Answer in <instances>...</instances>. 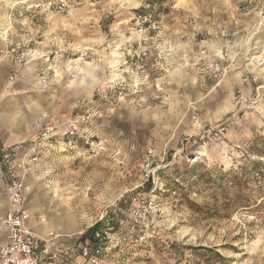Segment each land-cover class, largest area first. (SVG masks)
<instances>
[{"label":"rangeland","instance_id":"obj_1","mask_svg":"<svg viewBox=\"0 0 264 264\" xmlns=\"http://www.w3.org/2000/svg\"><path fill=\"white\" fill-rule=\"evenodd\" d=\"M149 1L0 0V49L25 56L1 59L21 65L5 88L46 113L34 103L13 145L94 115L36 149L28 175L80 231L109 234L103 264H264V0ZM220 123L221 139L187 141Z\"/></svg>","mask_w":264,"mask_h":264},{"label":"built area","instance_id":"obj_2","mask_svg":"<svg viewBox=\"0 0 264 264\" xmlns=\"http://www.w3.org/2000/svg\"><path fill=\"white\" fill-rule=\"evenodd\" d=\"M14 56L19 58V62L24 60L25 56L21 52L20 44H11L5 50L0 49V61L3 58ZM243 81L247 82V78ZM82 107H85V104ZM102 116L100 112L97 118ZM93 118L94 115L88 114L87 109L76 112L65 121L63 124L65 130L60 134L57 131L59 126L49 124L36 136L34 145L29 150L26 149L27 152L22 159L19 158L22 146H3L0 143V181L7 199V209L1 219V224L7 231V241L0 246V264H103L110 239L108 233L97 230L93 234V241L88 242V239L81 241L84 234L93 227L91 226L86 227L76 236H70L71 238L77 237L81 241L76 249L79 260L70 261L66 257L61 261L58 253L51 251L52 248L57 247L61 236L55 232H49L44 238L34 234L28 227L30 213L26 206L25 177L30 172V164L38 159L34 151L59 135L76 141L79 128L87 126ZM224 132V123H220L207 130L199 138L187 141L191 145L199 146L200 143L206 145L211 140L221 139ZM193 155L189 154L186 158L189 165L199 161V158ZM38 245L41 246L39 252L36 250Z\"/></svg>","mask_w":264,"mask_h":264},{"label":"crops","instance_id":"obj_3","mask_svg":"<svg viewBox=\"0 0 264 264\" xmlns=\"http://www.w3.org/2000/svg\"><path fill=\"white\" fill-rule=\"evenodd\" d=\"M20 66V63L13 58L3 61L2 65L0 66V143L3 146H11L15 143L23 142L31 137L32 130L30 123L34 118L30 117L31 115L29 111L34 117H38L34 108V103L37 104L36 108L39 109L40 117L42 114H46L45 112L41 113L43 111H41V101L39 98H36L35 100L32 99L30 102L31 105L28 107V104H30L28 101L20 103V97H23L24 94L13 88H5L6 86L2 76L4 75L5 70L8 68L12 70V68L15 69ZM10 85L11 83L8 84V87H10ZM20 152L19 158L22 159V156L26 154L27 150L26 148H22ZM29 180H32L36 183L35 191L38 194V202H32L30 205L28 204L30 195H28L27 186V181ZM39 180V177L31 174L25 179V185L27 187L26 206L30 213L28 227L34 234L40 236L41 238L46 237L50 231L59 234L61 237L58 240L57 247L52 248L51 251L54 253L57 252L58 258L61 261H63L66 257L70 261H77L79 260V256L77 255L76 249L81 244V241L77 237L71 238L70 236H76V234L80 232L82 229L80 228V222H78L76 216L64 206L66 203L64 202L65 200L52 204L50 194L46 193L45 190L41 188V185L43 184H41ZM3 189V185L0 181V216L5 214V201L2 197ZM51 193L55 194L56 192L52 191ZM43 217H46L48 223L53 225L51 227L52 229L50 226H48L49 224L44 225L42 223ZM68 217L73 220L77 228L76 230L67 233L65 221L68 219ZM31 224H33V228H31ZM6 241L7 231L5 228H2V230H0V246L5 244ZM40 249L41 246L38 245L36 248L37 252H39Z\"/></svg>","mask_w":264,"mask_h":264},{"label":"bare ground","instance_id":"obj_4","mask_svg":"<svg viewBox=\"0 0 264 264\" xmlns=\"http://www.w3.org/2000/svg\"><path fill=\"white\" fill-rule=\"evenodd\" d=\"M252 41V40H251ZM262 41V40H261ZM262 42H264V41H262ZM257 43H259V42H257ZM259 49V48H258ZM259 51L262 53V54H264V46H261L260 47V49H259ZM262 59H260L259 60V62L261 61ZM258 61V60H257ZM264 61V60H263ZM257 63V62H256ZM249 66V65H248ZM252 66V65H251ZM252 67H254V65L252 66ZM255 68V67H254ZM85 73V72H84ZM42 113V112H41ZM46 118V114H42V119H45ZM219 144V143H218ZM21 153V152H20ZM201 155H207V151H205V149L203 150V152L201 153ZM212 155V154H211ZM35 182L34 181H32V180H29V181H27V186H28V192H30V194L32 193L31 192V189L33 188V184H34ZM32 202H35V203H37L38 202V194L36 193V194H33V195H31V197L29 198V200H28V204L30 205ZM7 209V204L5 203V210ZM33 210V209H32ZM34 210H35V208H34ZM37 210V209H36ZM38 211V210H37ZM32 221V220H31ZM32 223V222H31ZM42 223L44 224V225H48V226H50V228L53 226V225H51L50 223H48V220H47V218L46 217H43V219H42ZM65 224H66V229H67V233L68 232H72V231H74V230H76V225H74V224H72V222H71V219L68 217V219L65 221ZM30 226H32L31 228H33V224H31ZM46 228V227H45ZM49 228V229H50ZM52 229V228H51ZM61 230V229H60ZM51 232V231H50ZM44 235V234H43Z\"/></svg>","mask_w":264,"mask_h":264},{"label":"trees","instance_id":"obj_5","mask_svg":"<svg viewBox=\"0 0 264 264\" xmlns=\"http://www.w3.org/2000/svg\"><path fill=\"white\" fill-rule=\"evenodd\" d=\"M149 1V0H147ZM152 2H148V4H151ZM104 229L105 231H109L110 229H112V225L111 224H107L106 226H104ZM97 230H101V228H99V224H95L92 228H90L85 234L84 236L81 238V241H85L86 239H88V242L90 241H93V234L95 231ZM103 232V231H102ZM193 250L196 252V253H202V252H207V253H210L212 254L216 259V261H219V262H224V258L222 256H220V254H218L217 252H215V250H210V249H207V248H203V247H197V248H193ZM206 259H207V262L210 261V258L207 256H204Z\"/></svg>","mask_w":264,"mask_h":264}]
</instances>
